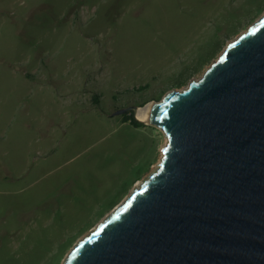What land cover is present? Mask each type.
Instances as JSON below:
<instances>
[{"label": "rangeland", "instance_id": "1", "mask_svg": "<svg viewBox=\"0 0 264 264\" xmlns=\"http://www.w3.org/2000/svg\"><path fill=\"white\" fill-rule=\"evenodd\" d=\"M263 16L264 0H0V264H63L161 161V128L112 111L185 88Z\"/></svg>", "mask_w": 264, "mask_h": 264}, {"label": "water", "instance_id": "2", "mask_svg": "<svg viewBox=\"0 0 264 264\" xmlns=\"http://www.w3.org/2000/svg\"><path fill=\"white\" fill-rule=\"evenodd\" d=\"M159 166L63 264H264V16L181 90L136 115Z\"/></svg>", "mask_w": 264, "mask_h": 264}, {"label": "trees", "instance_id": "3", "mask_svg": "<svg viewBox=\"0 0 264 264\" xmlns=\"http://www.w3.org/2000/svg\"><path fill=\"white\" fill-rule=\"evenodd\" d=\"M182 74L180 75H175L174 77V83L177 84V85H180L181 83L184 82V79L181 80L180 77H181ZM122 118H123V121H128L130 122L132 125L134 126H144L145 124L143 122H140L139 120H137L136 118H134V116L132 115V113H125L122 115Z\"/></svg>", "mask_w": 264, "mask_h": 264}, {"label": "bare ground", "instance_id": "4", "mask_svg": "<svg viewBox=\"0 0 264 264\" xmlns=\"http://www.w3.org/2000/svg\"><path fill=\"white\" fill-rule=\"evenodd\" d=\"M245 31H246V30H245ZM245 31H243V32H245ZM243 32H242V33H243ZM242 33H240V34H242ZM240 34H239V35H240ZM239 35H238V36H239ZM238 36H237V37H238ZM237 37H236V38H237ZM236 38H235V39H236ZM233 40H234V39H233ZM230 41H231V40H230ZM230 41H229V42H230ZM209 65H210V63L207 65V67L204 69V71L209 67ZM204 71H203V72H204ZM202 74H203V73H202ZM151 102H152V101H147V102L144 103L142 106L138 107V109L136 110V115L139 117V119H140V114H139V113H140L142 110H144V109H145V108H146ZM166 143H167V138L165 139L164 147L160 148L161 151H162L163 148H165ZM161 158H162V156L160 157V160H161ZM151 172H152V171H151ZM151 172H150L149 174H151ZM139 184H140V183H139ZM123 203H124V202H123ZM123 203H122V204H123ZM122 204H121V205H122ZM121 205H120V206H121ZM120 206H119V207H120ZM119 207H118V208H119Z\"/></svg>", "mask_w": 264, "mask_h": 264}]
</instances>
